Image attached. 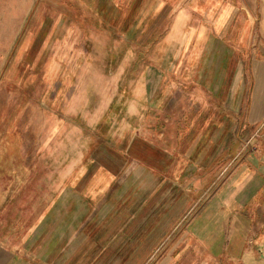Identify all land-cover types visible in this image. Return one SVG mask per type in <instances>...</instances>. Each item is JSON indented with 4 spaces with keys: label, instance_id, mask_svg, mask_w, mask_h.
<instances>
[{
    "label": "crops",
    "instance_id": "obj_1",
    "mask_svg": "<svg viewBox=\"0 0 264 264\" xmlns=\"http://www.w3.org/2000/svg\"><path fill=\"white\" fill-rule=\"evenodd\" d=\"M76 1L90 50L35 14L19 53L55 76L54 103L28 140L19 106L0 116V264H262L264 139L238 149L264 118V62L224 41L236 9ZM147 66L163 75L149 102Z\"/></svg>",
    "mask_w": 264,
    "mask_h": 264
},
{
    "label": "rangeland",
    "instance_id": "obj_2",
    "mask_svg": "<svg viewBox=\"0 0 264 264\" xmlns=\"http://www.w3.org/2000/svg\"><path fill=\"white\" fill-rule=\"evenodd\" d=\"M222 1L224 5L229 4L232 9H236L237 16L228 26V33L231 32L230 30L238 33V38L234 37V35L230 37V34H228V38L224 37V41L228 40L229 43H235L238 39L240 40L239 52L241 60H243V54L246 56V51H248L251 56L252 53L254 54L255 61L264 62V0ZM82 13L84 11L78 6L76 0H0V116L6 115L9 111H16L19 108L18 115L21 116V120L18 126L22 136L27 138V140L28 128L34 125V122L39 118L38 110L48 109L50 104L54 103V100L50 99V95L53 93L51 81L55 76L52 73L51 75L48 74V71L43 69L32 68L31 63L29 66L23 62V55L19 51L25 41L28 40L26 28L28 25L31 27L38 26L34 17L35 14L48 16L49 18L55 15H62L63 40L66 43L71 42V44L80 46L82 43V48L90 50L93 42L88 39H80L79 35L71 30V26H73L72 19L67 18L72 16V14ZM12 22L15 25L18 22L21 23L19 26L16 25L15 31L14 28H11L14 25ZM13 32L14 34L16 33L15 38L8 36ZM51 40H53V37ZM85 59V56L80 54L77 62L81 63ZM59 72L61 74L63 71L59 70ZM68 72L72 73L71 75L77 76L78 74L79 77L87 78V71L83 70V68L79 70L73 69ZM162 76V73L152 66H147L144 69L145 95L148 102L153 100L159 92ZM111 89H113V86ZM23 98H25L24 103H22ZM44 102H48L47 107L44 106ZM120 105L122 107L123 103ZM17 106L19 107L17 108ZM121 110L124 111V106ZM117 115L118 112L116 113ZM263 120L264 118L255 124L254 129L248 131L241 139L239 145L253 134L255 136L250 139V144L254 140L264 139V129L260 128ZM112 121H114L113 118ZM30 129L33 131V128L30 127ZM34 131H37V127L34 128ZM247 150L249 149L239 154L240 157ZM248 264H251V262Z\"/></svg>",
    "mask_w": 264,
    "mask_h": 264
},
{
    "label": "built area",
    "instance_id": "obj_3",
    "mask_svg": "<svg viewBox=\"0 0 264 264\" xmlns=\"http://www.w3.org/2000/svg\"><path fill=\"white\" fill-rule=\"evenodd\" d=\"M260 125H261L260 128L264 129V120L261 122ZM254 136L255 135L253 134L250 138H246V140H244V142L241 145H239V149H238L239 154H241L244 150L251 148L250 139L253 138Z\"/></svg>",
    "mask_w": 264,
    "mask_h": 264
}]
</instances>
